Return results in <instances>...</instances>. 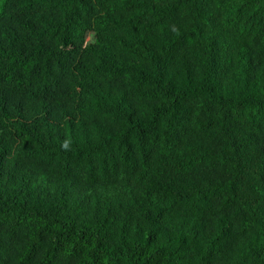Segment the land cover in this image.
Masks as SVG:
<instances>
[{
  "label": "trees",
  "instance_id": "obj_1",
  "mask_svg": "<svg viewBox=\"0 0 264 264\" xmlns=\"http://www.w3.org/2000/svg\"><path fill=\"white\" fill-rule=\"evenodd\" d=\"M0 264H264V0H0Z\"/></svg>",
  "mask_w": 264,
  "mask_h": 264
}]
</instances>
